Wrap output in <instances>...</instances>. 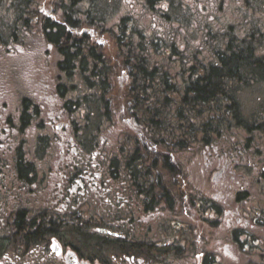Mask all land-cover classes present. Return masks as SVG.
I'll return each mask as SVG.
<instances>
[{
	"label": "trees",
	"instance_id": "1",
	"mask_svg": "<svg viewBox=\"0 0 264 264\" xmlns=\"http://www.w3.org/2000/svg\"><path fill=\"white\" fill-rule=\"evenodd\" d=\"M77 1L0 0V78L8 59H21L25 71H30L43 56L51 57L49 62L55 68L61 62L63 70L70 69V79L78 75L82 89L91 93L84 96L83 102L93 96L99 98L100 122L95 134L103 135L104 141L97 161L100 183L108 198L120 190L124 197H133L135 203L120 209L104 203L98 210L96 204L84 202L62 220L54 214L52 234L67 231L72 239L65 241L76 244L74 233H84L94 249H86L84 256L91 260L97 256L101 264H118L111 256L129 252L144 254L154 262L156 250L163 256L161 264H173L184 257L191 260L190 264H264V122L256 125L244 120L225 82L240 65L234 47L230 45L226 51L224 35L219 36L218 44L206 35L207 39L195 48L197 55L189 56L174 46L171 35L168 43L156 34L146 40V46L140 31L144 13V21L150 26L155 24L156 30L178 24L177 15H181L154 12L152 6L158 0H145L139 12L111 17L97 12L95 3L81 10ZM185 18V14L181 16L182 29ZM31 21L48 24L41 29L37 43L18 39L16 23ZM116 22L133 25L132 36L127 38L133 40L130 53L121 50L130 42L126 45L122 41L125 38L116 36ZM82 27L114 40L117 53L100 55L92 36L79 33ZM82 37L84 42L75 40ZM233 40L230 33L228 41ZM167 47L170 54L163 57ZM204 53H212L214 59L201 60ZM61 55L64 60H60ZM78 88L69 85L61 92L59 86L57 95L62 97ZM0 91L5 93L1 83ZM79 104L68 103L69 110ZM27 119L22 114V120ZM42 126L23 123L21 132ZM98 146L97 141L93 147ZM253 168L258 173L256 180L248 179ZM233 203L256 228L224 229L216 236L219 219L226 206ZM251 207L255 212L247 210ZM144 214L157 217L160 230H166L167 244L160 250L153 248V243L150 247L145 244L146 230L141 222ZM114 219L126 238L120 245H115L111 237L96 235L100 238L97 241L89 236L95 234L92 228L112 229ZM8 224L6 234L11 235L6 241L0 236V258L6 255L13 260H28L29 250L40 242L32 239L40 228L33 231L22 213ZM136 227L137 233L133 232ZM36 255L37 262L50 261L42 252ZM122 263L128 264L124 260Z\"/></svg>",
	"mask_w": 264,
	"mask_h": 264
},
{
	"label": "flooded vegetation",
	"instance_id": "2",
	"mask_svg": "<svg viewBox=\"0 0 264 264\" xmlns=\"http://www.w3.org/2000/svg\"><path fill=\"white\" fill-rule=\"evenodd\" d=\"M80 1L81 0L77 1V5ZM50 2L51 1H49V3ZM154 3L152 7L154 8V12L158 13L165 12V9L168 8L170 4H174L180 13L189 16L191 25L198 33L204 30L205 36H225L223 39L225 40L226 51L229 49L230 45L233 46L235 58L240 63L236 74L227 76L225 82L228 84V88L232 89L236 87L238 89L239 87H252L264 91V29L256 28L254 31L251 30L250 32L242 30L239 32L238 36L235 37L234 31L240 28L242 17V19L233 20L225 24L223 27L219 28L217 32H211L212 26L218 21L219 13H224L221 12V10H225L229 5V0H158ZM144 4H146L145 0H120V8L126 13L129 11L132 13L141 11V7ZM253 6L264 13V0L244 1L243 8L249 9V7ZM187 7H190V10L183 12L182 9H186ZM79 8L81 10L85 9ZM50 24L52 25L53 23ZM116 24V36L125 38L126 40L122 41H124L126 45L130 42L129 47L127 46L125 49L121 48V50L130 53L132 51L133 40L127 38L132 36L133 25L129 23L122 24L120 22H116ZM44 25L48 24L32 21L27 23H16L15 26L19 29L18 39L24 42L31 43L34 41L37 43L36 40L39 41L42 35L41 29ZM174 25L175 23H173L172 26L165 25L162 26L163 29L158 28L159 30H156L155 24L150 26L146 23L142 30L145 45L148 46L146 40L150 41L155 34L157 37H163L165 40L168 39L167 42L171 43L169 35L172 37L179 36L181 30V28L176 29ZM225 31L226 33H224ZM79 33L82 34L83 37L86 35L92 36L90 39L94 44H97L98 50L101 53L100 55H102V53H117V45L114 40L106 36L99 37L96 30L82 27ZM230 33L234 37L233 41H228ZM83 37L75 40L84 42L85 40ZM64 41L65 39L62 38L61 42ZM186 41L187 39L184 37L183 43L185 44ZM21 49L22 48H18L23 54ZM33 59L34 57L32 61ZM49 59H51V57L48 56V60ZM60 60H64L63 55H61ZM60 63L61 62H58L56 68L53 65L50 67L45 63V67L42 65V67H44L42 70H40L37 65H33L32 70L37 79L27 82V96H23L24 93L21 92L17 96V101L15 103L11 104L8 99H2V95L5 93L2 94L0 91V203L5 211L3 222H0V224H2V226H0V236L6 241L11 235V233L6 234L9 229L8 223L15 222L19 213H22L26 223H31L33 231L38 227L40 228L39 234H42L41 236L38 234L36 237L32 238L40 242L29 250L30 255L26 258L28 260H13L4 255L0 258V264H101L97 256L92 260L90 257L87 258L84 256L86 255V249L88 251L94 250L91 248L92 244L82 248L79 243H77L78 246H74L63 242L61 239L63 238L64 232L56 235L52 234L55 222L54 214L58 216L56 219L62 220L64 216H69L70 210H74L78 205L84 202L96 205L110 203L113 208L119 206V208L116 209L135 203L133 197H124L123 192L120 190H118V193L113 197H107V193L100 183V174L97 166L100 153L99 150L85 153L80 145L77 144L76 150H61L59 154L60 164L54 166L52 162L54 156L51 152H46V155L39 156L35 151V144L38 142V138H40L41 135H39L37 131L33 134L31 130L21 133V125L23 123L31 126L43 125L42 129L47 131L44 136L51 137L54 131L60 128V126H54L53 123L55 121H63L61 125H64L67 131V133L62 134L63 139H68V137L71 139V137H73L75 129L73 128L72 120H67L69 113H67L66 110V101L62 102L63 107L61 109H58V107L55 108L54 104V110L49 116H47L48 107H50L49 102L48 106L38 104L41 96L36 92V82L39 84L38 89L40 88L44 92H50L48 90H51L55 99L58 96L57 88L59 86L62 88L61 92L64 88H68L63 82V79L69 77L68 72L70 69L67 68V70H63ZM241 65L244 70H240ZM72 73L77 74L75 71H72ZM53 88H55V90H53ZM70 92L62 95V98L65 99ZM42 108H44L43 111H41ZM22 114L28 116L27 121L22 120ZM64 115L65 120L63 119ZM79 117L78 119H80ZM9 125H18V128L15 130L14 127V133H10V128H8ZM102 144L103 138H100V145ZM253 169V176L251 175L248 179L254 178L256 180L258 178V173L255 171V168ZM245 180H247L246 177ZM244 184L247 185L249 182H244ZM76 189L77 191H75ZM252 201L254 203L257 199L255 198ZM233 205L235 206L234 203ZM233 205H230L231 209L226 208L224 211L223 216L227 225H223V230L230 231L238 228L250 231L254 230L256 228L255 225L245 220V218L241 216L239 208L236 206L233 208ZM247 210L251 212V208ZM116 211L112 214L113 218L116 216ZM113 221L114 226L111 230L115 236L111 237L115 245H120V242L126 240V238H124V235L119 231L117 220L114 219ZM141 222L143 228L146 230V232H144L145 244L150 247L151 243H153L151 246L153 248L157 246L159 250L165 247L167 244L165 243L166 230L163 227L162 230H160L161 225L157 221V217L151 216V214H144L142 215ZM150 226H154V228L150 229ZM151 232L152 234L150 235ZM76 233L78 235L80 234V232ZM168 234H170V231ZM225 250L227 251V249ZM39 252L46 254L50 261L37 262L36 253ZM153 253L154 262L148 259L144 254L139 256L132 252H129L128 255L117 253L114 257H111L113 261L118 264H124L122 263L123 260L128 264H161L160 261L163 259L161 252L156 250ZM170 261L173 262L175 259L171 258Z\"/></svg>",
	"mask_w": 264,
	"mask_h": 264
},
{
	"label": "rangeland",
	"instance_id": "3",
	"mask_svg": "<svg viewBox=\"0 0 264 264\" xmlns=\"http://www.w3.org/2000/svg\"><path fill=\"white\" fill-rule=\"evenodd\" d=\"M245 0H229V5L225 8V10H221L219 13L218 21L215 23L214 26L211 28V32H217L219 28L223 27L225 24H228L229 22H232L233 20L242 19V23L240 28L236 29L234 31L235 37L238 36L239 32L242 30H245L247 32H250L251 30L254 31L256 28L264 29V13L260 10H258L255 6L248 8H243ZM90 3L96 4L97 12H102L103 14L112 16V14H116L115 12L118 10V0H81L80 5L78 7L89 8ZM117 3V5H116ZM183 12L190 10V7H187L186 9H182ZM244 12V13H242ZM144 21V18L142 17L141 22ZM194 35L196 38L200 39L202 37H205L204 30H201L199 33L195 30V28L190 24L184 29H181L179 32V36L173 37V43L174 46H176L180 51L186 53L185 46L183 43L184 37H190ZM257 53V52H256ZM186 55H197V52L195 49L190 47L188 50V53ZM203 61H212L213 54L212 53H204L202 54V57H200ZM4 66H7L3 70L4 76L0 78L1 85L5 88V95L3 99H8V101L12 104L17 101V96L23 92V96H27L26 91V85H27V74L29 72H25V67L23 65V61L19 58H13L8 59ZM40 70H42L44 67L41 65H37ZM240 70H244L242 68V65L240 66ZM43 74V73H42ZM30 80L37 79L34 76V71H31V75L29 76ZM29 80V81H30ZM39 81V78H38ZM73 83L76 82L75 79L72 80ZM37 85L36 92L41 96L40 101H38V104L40 105H46L48 106L47 102H49L50 107H48V113L47 116L51 114V112L54 110V104L55 108L58 107V109L62 108V102L63 101H70L75 102L77 100H80L79 107L73 111L74 114L72 115V119L77 120L78 117L84 116L86 119V126L79 130L77 135L74 136V142L68 137V139H63L62 134L67 133L65 130V126L61 125L63 121H55L53 123L54 126H60L59 130L54 131L53 135L51 136V139H54L55 143H51L49 140H44L42 135H45L47 131L38 129L39 135H41V139L43 141H46L44 143L45 146L49 145V148H43L40 147V156L46 155L48 152L52 153L55 152L52 162L54 166H57L60 164V151L61 150H76V143L82 144L84 150L86 152H92L93 146L97 143V134H95V130L97 129V125L100 122V113L98 110V96H93L90 100H87L83 102L84 96L89 95L88 90H83L82 87L79 89L78 93L73 92L69 97L66 99H59L58 97L55 99L53 96V92L51 90H48L50 92H44L40 88L38 89V82L35 83ZM21 88V89H20ZM55 90V88H53ZM52 92V93H51ZM98 94V93H94ZM234 98L237 100V102L240 105V111L244 120L247 121L249 124L253 122V120L264 122V91L258 89V88H252V87H239L238 92L236 94H233ZM20 97V96H19ZM260 103V104H257ZM44 108L41 109L43 111ZM55 112V111H54ZM63 119L65 120V115L63 116ZM78 123L83 122V120L77 121ZM257 124L256 122H254ZM83 124V123H82ZM34 133V131H33ZM55 135H57L55 137ZM95 135V137L93 136ZM24 137V136H23ZM91 137L93 138V142H91ZM67 138V137H65ZM99 138V137H98ZM88 139V140H87ZM47 152V153H46ZM219 171H216V174ZM216 177V175H215ZM77 191V189L75 190ZM215 192L213 191V194ZM134 204V203H133ZM97 206H101L98 204ZM227 209H231L230 204L226 207ZM100 207L98 208V210ZM251 210L255 212V209L251 207ZM5 215V211L3 210V206H1L0 203V222H3V217ZM224 215V214H223ZM212 217V216H209ZM225 218L222 216L221 219L218 221V226L216 229V236L223 234V225H225ZM227 225V224H226ZM2 226V224H0ZM139 230V227H136L133 229V232H136ZM69 233L64 232L63 239L67 237L69 240L70 237ZM62 240V239H61ZM74 242H78L79 245L83 248L84 246H87V239L82 237L81 235H78L74 233ZM211 246H215V242L212 240ZM183 260H177L173 264H190L191 260H189L188 257L181 258ZM11 264V263H10Z\"/></svg>",
	"mask_w": 264,
	"mask_h": 264
}]
</instances>
